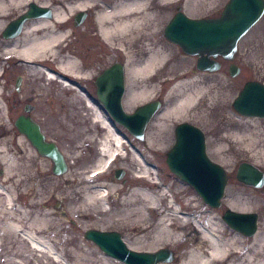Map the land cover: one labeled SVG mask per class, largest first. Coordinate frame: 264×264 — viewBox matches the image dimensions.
Here are the masks:
<instances>
[{
  "label": "rangeland",
  "instance_id": "rangeland-1",
  "mask_svg": "<svg viewBox=\"0 0 264 264\" xmlns=\"http://www.w3.org/2000/svg\"><path fill=\"white\" fill-rule=\"evenodd\" d=\"M227 1L170 0L162 7L161 28L158 35L151 36H158L162 46L161 53L167 60L166 64L160 70L158 69L152 79L148 80L146 76L141 75L131 77L132 88L142 90L144 87L154 86L156 91L152 95L149 94L145 100L137 102L133 99L134 104L131 108L126 109L123 106V110L132 113L137 107L153 101L161 102L162 107L147 126L144 140L126 139L125 150L110 162L108 169L102 175L88 181L92 187L106 184L114 185L119 189L115 194L111 193L106 203L107 207L111 208L112 214L107 215L89 209L86 212L88 215L81 218H77L74 212L75 203L61 201L57 199V194L63 189L70 191L87 184L83 181L89 179L90 171L98 158L95 141V138L100 136L98 126L92 123V111L86 108V101L79 92L69 87L71 90L69 89L66 93L68 86L64 87L58 81H50L45 76L28 70L26 65H20L17 59L12 58L11 51H4L6 46L1 36L2 30L9 22L16 19L15 17L21 14L29 3H34V0L15 4L8 2L10 10L3 14V25L0 26V153L1 158H6L8 164H11L10 168H18L15 174L19 173V176L12 177L15 176L12 175L8 183H4L2 187L5 188V195L1 194L0 188V264H88L89 261H94L96 264H124L106 256L94 243L86 240L84 234L87 230L117 232L121 235L126 247L132 250L130 244L138 235H135L130 226L122 225L120 220L126 216L125 211L129 207L132 208L131 205L134 204L133 199L126 200V194L137 185H142L151 192L167 191V199L160 202L161 208L165 209L166 200H168L177 211L176 217L170 216V219L166 221L172 224L171 230L174 232L173 243L167 248L172 250L176 258L175 264L187 259L194 244L204 242L194 221L205 224L211 217L216 227L224 230L223 235H230L229 227L222 220L223 213L229 209L228 205L235 206L234 209H229L234 212L256 213L257 231L264 232V185L255 189L236 180L237 168L243 162L250 163L264 172V158H252L247 153L241 157L230 154V148L235 145L231 136L235 132L248 130L249 134L252 132L258 135V138L264 137V118L241 116L232 106L233 100L246 82L259 81L264 84V15L238 43L233 63L240 70L235 77L229 76L226 62L215 73L199 72L195 67L196 60L184 55L176 45L167 41L163 34L166 24L176 13V7L180 6L188 17L198 19L220 15ZM35 4L38 5V3ZM48 8L52 10L51 7ZM78 12H84L86 17L81 25L76 26L73 18ZM65 29L69 31V36L57 46V58L49 59L44 67L58 73L57 67L67 56L76 57L79 67L75 71L74 68L67 66L66 73L69 75L75 73L76 75L70 78L77 82L79 80L83 87L92 92V78L96 71L109 67L116 60L115 58H119L117 60L120 62L122 59L117 57L113 50L108 48V44L97 35L93 9L75 11L69 15ZM87 36H91V40L85 39ZM112 42L115 45L116 42ZM132 45L133 43H129L128 47ZM132 50V54H135L132 59L133 64L141 62L147 56L145 51L135 52L134 47ZM7 56L11 57L7 58ZM183 73L199 77L211 85L210 92H220L222 97H225V117L228 120L215 126L214 121L209 124L197 118L195 112L190 109L185 114H171L162 121L157 117L162 110L172 109L177 102V96H172L169 100L166 98L172 86L181 79L180 74ZM62 75L65 76V73ZM18 79L20 84L19 90L16 91L15 83ZM36 92L41 95H37ZM49 100L52 101V105L48 104ZM25 104L35 107L30 116L37 118L47 139L55 142L65 156L67 162L65 174L53 175L51 161L38 155L14 127V121L19 114L23 113ZM36 110L42 114H37ZM103 114L106 118L108 117L105 112ZM161 122L165 126L163 129H160L158 125ZM181 123H189L203 132L208 158L221 165L226 171L228 183L219 208L212 209L207 206L191 186L168 170L165 162L166 153L175 141L174 128ZM236 124L238 127L235 126ZM116 129L123 135L129 134L118 125ZM158 134L165 136L164 141L159 144L155 142ZM93 136L95 138L92 139ZM243 138L245 140L248 136L245 135ZM131 147L138 150L148 167L155 171L154 175L151 174L146 178L137 177L139 175L138 161L132 156ZM6 166L7 164L0 163V187L3 177L1 170ZM116 170L123 171L121 179L114 177ZM58 184L60 187L52 197L48 194L49 188ZM70 197L73 198L72 201L81 202L76 196ZM41 199L47 200L48 203L38 206ZM32 203L37 206L32 208ZM17 210L30 214V221L25 226L19 222L20 214ZM45 214L50 216L46 217ZM147 216L150 223L156 227L161 217L149 211ZM181 216H189V222L182 223L179 218ZM45 219L46 221L47 219L56 220L60 226L43 229L41 221ZM29 224L42 228V231L35 234ZM174 224H179V228L175 229ZM241 237L245 239V243L250 239L243 235ZM201 245L207 249L208 243L204 242ZM262 245V241L257 242L255 250L260 249L264 252ZM157 250L159 248L151 252ZM132 251L146 252L141 248Z\"/></svg>",
  "mask_w": 264,
  "mask_h": 264
},
{
  "label": "bare ground",
  "instance_id": "bare-ground-1",
  "mask_svg": "<svg viewBox=\"0 0 264 264\" xmlns=\"http://www.w3.org/2000/svg\"><path fill=\"white\" fill-rule=\"evenodd\" d=\"M26 1L28 0H0V26L3 25V14L10 10L8 2L15 4L18 2L24 3ZM168 2H170V0H76L71 2L65 0H34L33 4L38 3V5H35L39 7L47 9H49L48 7H51V17L37 18L27 21L24 24L22 32H20L17 37L7 40L5 44L6 49L4 51H11V53H13L12 58L17 59L18 62H20V65H26L28 70H33L34 72L45 76L46 79L50 81H58L64 85V87L68 86V91L66 90L67 93L69 92L70 84L65 78L73 80L70 77H73L76 74L74 72V74L71 75L66 73V67H72L76 71V68L79 67L77 58L67 56L61 65L57 67L59 70L58 73H55V71L49 70L44 66H46L45 64L49 59L55 60L57 58V46L69 36V31L65 29L69 21V15L75 11L93 9L97 35L108 44L109 49H112L118 57H121L124 60V66H122L124 68L123 74L126 76V83L124 84L125 93L121 97V106L122 108L124 106L126 109H130L134 104L132 102L133 99L137 102L145 100L149 97V94L152 95L156 91L154 86L144 87L142 90L132 88L131 77L134 75H141L142 77L146 76L148 80L152 79L157 74L158 69L160 70L162 66L166 64L167 60H165V56L161 53L162 46L161 42L158 41V36L153 37L151 35H158L162 24L160 10ZM27 7H29V5ZM91 38V36H87L85 39L91 40ZM112 41L116 42L115 45ZM129 43H133L130 48L128 47ZM132 47H134L135 52L140 51L143 53L145 51V56L147 55L137 64H133L132 62L133 56L135 57V54H132ZM10 57L11 56H7V58ZM217 61L220 62L219 60ZM233 61H231V63H233ZM222 64L223 63H220V69ZM199 72L210 73L206 71ZM64 73L65 76L62 75ZM180 78L181 79L172 86L166 98V100H169L172 96H177V102L172 109L166 108L158 114L157 117L161 118V121L162 119L166 120L171 114H185L189 109L195 112L197 118L205 120L209 124L214 121L215 126L228 120L227 117H225V97L223 98L220 92H210L211 85L204 82L199 77H192L189 74L183 73L180 74ZM19 84L20 80L18 79L15 83V89L19 90ZM74 87L77 91V83ZM36 94L39 96L41 95L38 92H36ZM80 94L82 97H85L82 90ZM115 95L116 94L113 93L110 94V99H113ZM85 101L86 108H89L92 111L91 121L98 126L97 128L100 132L98 138H95L97 135L92 137V139L95 138L97 144L98 158L93 169L90 171L91 175L89 179L83 181V183L87 182L85 186H78L77 189H72L70 191L63 189L57 194V199L75 203L76 208L74 209V212L77 215V218L87 216L88 213L86 212L89 209L107 215L112 214L111 208L107 207L106 203L111 197V193L115 194L119 189L114 185L106 184L92 187L89 185L88 181L90 182L98 175H102V173L108 169L110 162L125 150L124 143H126V138L121 137L122 133L120 132L119 134V131L112 125L110 119H108V117L106 118L103 114V112L108 113L106 107L103 105L101 112L99 111V107L98 109L95 105L89 103V101ZM25 117L30 118V116ZM32 121L36 123L34 120ZM115 122L114 125L116 126ZM36 124L38 125V123ZM158 125L160 129L165 128L162 122ZM179 125L180 124L177 126ZM235 126L238 127V124ZM247 133L248 130H244V132H235L234 135L231 136L235 141V145L230 148V154L241 157L244 153H247L250 154L252 158H264V137L258 138V135H254L252 132H250V134ZM245 135L248 136V138L244 140L243 136ZM164 138L165 136L163 134H158L155 138V142L157 144L162 143ZM52 143L56 144L55 142ZM130 152L134 159L138 161V178H146L151 174H155V171L148 167L146 160L141 157L138 150L131 147ZM0 163L7 164L6 168H2L1 170V176L3 175V177L0 188L2 190L1 194L5 195V188L2 186L4 183H8L9 178H11L12 175H15L12 177H17L19 176V173L15 174L18 168H10L11 164H8L6 158H1V153ZM73 180L72 182H74ZM18 181L20 182V178ZM59 187V184L50 187L48 194H51L52 197L55 196V191ZM91 189H93V191H90ZM70 196L78 197L81 202L78 203L72 201L73 198ZM129 199H133L132 202H134V204L131 205L132 208L129 207V209L125 211L126 216L120 221L122 225L130 226L135 235H138L134 242L130 244V248L132 250L141 248L146 251L145 253H153L151 251L157 248H159V250L166 249L172 252V250L167 247H170L173 243L174 232L171 230L172 224L168 222L166 223V221L170 219V216L172 218L176 217L177 211L171 201L168 200H166L165 209L161 208L160 202L167 199V191L151 192L148 189L143 188L142 185H137L131 188L129 193L126 194V200L128 201ZM140 201L142 203H138ZM47 203V200L41 199L38 202V206H44ZM35 206H37L35 203L31 204L32 208ZM228 207L229 209L235 208L233 205H228ZM17 211L20 214L19 222L22 226H25V224L30 221V214L28 212L23 213L21 210ZM147 211L161 217L158 220L156 227L150 223ZM165 211L168 212L165 213ZM44 216L48 217L50 215L45 214ZM179 218L182 220V223H187L190 219L189 216H181ZM194 224L200 231L202 240L208 243V246H206L207 249H205V246L201 245L204 242L194 244V247H192L188 253L187 259L182 260L179 264H264V252L260 249L255 250V245L260 241L263 242L262 247L264 248V232L256 230V232L249 237V241L245 243V239L241 237V233L231 229L227 224L226 225L229 227L231 233L230 235H223L224 230L221 228L218 229L211 217L205 224H201L199 221H194ZM29 226L34 229L35 234L42 231V228L35 227L34 224H29ZM59 226L60 224L53 219H47V221L45 219L41 221V227H44L43 229L46 227H48V229L52 227L58 228ZM174 228L178 229L179 224H174ZM176 262V258L173 257L171 261L159 264H175ZM88 264L96 263L94 261H89Z\"/></svg>",
  "mask_w": 264,
  "mask_h": 264
},
{
  "label": "water",
  "instance_id": "water-1",
  "mask_svg": "<svg viewBox=\"0 0 264 264\" xmlns=\"http://www.w3.org/2000/svg\"><path fill=\"white\" fill-rule=\"evenodd\" d=\"M264 15V0H228L216 18L193 19L185 15L181 7L167 24L164 37L177 45L183 54L196 57V69L215 73L220 69L219 61L231 62L238 50L239 41L260 21ZM50 18L51 11L29 3V10L12 20L3 30L4 39L17 37L23 25L32 19ZM86 14L75 15V25L84 21ZM121 64H113L97 78V94L109 115L137 140L143 141L145 130L161 108L159 101L149 102L136 108L131 114L123 111L121 97L124 94V72ZM230 77L239 73V67H229ZM116 94L110 99V94ZM233 109L241 116L264 118V84L249 81L239 91ZM14 127L23 135L36 153L52 163V174L61 176L67 172L66 160L57 145L45 140L39 126L30 118L19 116ZM168 170L193 188L203 203L212 209L219 208L228 183L225 169L211 161L206 154L203 132L188 123L175 129V141L166 153ZM116 179L123 177L122 170L114 172ZM236 180L255 189L264 185V172L256 166L243 162L236 171ZM222 220L233 230L251 237L257 230L256 213H241L226 210ZM84 238L94 243L106 256L124 264H159L173 259V253L161 249L153 253L135 252L128 249L117 232L87 230Z\"/></svg>",
  "mask_w": 264,
  "mask_h": 264
},
{
  "label": "flooded vegetation",
  "instance_id": "flooded-vegetation-1",
  "mask_svg": "<svg viewBox=\"0 0 264 264\" xmlns=\"http://www.w3.org/2000/svg\"><path fill=\"white\" fill-rule=\"evenodd\" d=\"M28 6V5H27ZM25 7V9L21 12V14H19V15H17L15 18L17 19V18H19L20 16H22L23 14H25L26 12H27V10L29 9V7ZM219 16V15H218ZM218 16H214V17H204V18H216V17H218ZM15 20V19H14ZM74 20V19H73ZM23 27H24V25H23ZM23 27H22V29H21V32H22V30H23ZM2 33H3V30H2V32H1V36H2ZM3 38V37H2ZM4 39V38H3ZM7 40H9V39H4V42H5V44H6V42H7ZM118 57V56H117ZM195 60H197V58L196 57H193ZM116 60L111 64V65H113V64H116V63H119V64H121V65H123L124 66V60H123V58H121L120 57V59H122V62H120V61H118L119 60V58H115ZM118 59V60H117ZM221 63H225V62H221ZM226 64H227V66H228V70H229V67L233 64V65H236V64H234V63H231V62H226ZM110 65V66H111ZM109 66V67H110ZM237 66V65H236ZM109 67H107V68H109ZM107 68H104V69H102V70H97L96 71V73H95V75H94V78H92L93 80H92V83H93V85H92V92H90L89 90H87L85 87H83L80 83V81H78V82H75L74 80H71V79H68V78H65L66 80H67V82L70 84V87H72V89L76 92V89H75V87H74V85L77 83V85H78V89H77V92H81V90L84 92V95H85V97H83L85 100H87V101H89V103H91V104H93V105H95L96 107H99L100 109H103V103L99 100V98H98V94H97V90H98V88H97V85H96V81H97V78L99 77V76H101L103 73H104V71L107 69ZM126 83V76L124 75V84ZM16 91H18L17 89H15ZM124 93H125V85H124ZM124 95V94H123ZM48 104L49 105H52V101H48ZM34 106H31V105H24L23 106V113L22 114H19L17 117H19V116H21V115H25V116H30V113L31 112H33L34 111ZM36 112H37V114H42V112H40L39 110L37 111L36 110ZM107 114V116H108V119H110V121H111V123H112V125L114 126V127H116L117 128V125L118 126H120V127H122L121 125H119V124H117L113 119H111L110 118V116H109V114L108 113H106ZM32 117V118H31ZM30 118L32 119V120H34L36 123H38V125H39V128H40V131H41V133L44 135V137H45V140L46 141H48V142H52V141H50V140H48L47 139V137H46V135H45V133H44V131H43V129H42V127H41V124L39 123V121L37 120V118L36 117H33V116H30ZM114 122H115V124H116V126L114 125ZM189 124V123H188ZM123 128V127H122ZM124 129V128H123ZM175 129H176V127L174 128V137H175ZM129 133V132H128ZM119 134H120V132H119ZM122 136L121 137H123V138H126L127 140H132V138H135L134 136H132L130 133L128 134V135H123V134H121ZM57 145V144H56ZM57 147H58V145H57Z\"/></svg>",
  "mask_w": 264,
  "mask_h": 264
}]
</instances>
